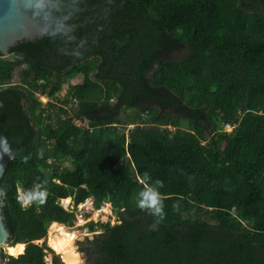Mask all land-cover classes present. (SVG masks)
<instances>
[{"label": "trees", "instance_id": "trees-1", "mask_svg": "<svg viewBox=\"0 0 264 264\" xmlns=\"http://www.w3.org/2000/svg\"><path fill=\"white\" fill-rule=\"evenodd\" d=\"M80 9L91 13L0 52L3 210L10 244L25 243L18 256L3 254L5 264H65L48 230L75 224L67 197L75 206L110 202L119 219L86 223L101 230L80 248L90 264H264V0H51L46 13ZM103 16L121 44L111 52L93 34ZM150 19L173 50L188 46L151 74L162 49L130 45L133 25ZM38 94L59 104L44 115ZM73 101L92 131L63 117ZM147 187L164 205L155 229L157 218L137 205ZM20 189L44 192V203L22 205Z\"/></svg>", "mask_w": 264, "mask_h": 264}, {"label": "water", "instance_id": "water-1", "mask_svg": "<svg viewBox=\"0 0 264 264\" xmlns=\"http://www.w3.org/2000/svg\"><path fill=\"white\" fill-rule=\"evenodd\" d=\"M50 1L0 0V52L4 57L10 56L11 48L19 42L43 37L49 32L52 22H66L83 11L91 13L89 9H80L65 18L53 17L46 13ZM7 158L6 143L0 133V264H5L4 253L13 255L9 253L11 232L4 215L5 191L1 185Z\"/></svg>", "mask_w": 264, "mask_h": 264}, {"label": "rangeland", "instance_id": "rangeland-1", "mask_svg": "<svg viewBox=\"0 0 264 264\" xmlns=\"http://www.w3.org/2000/svg\"><path fill=\"white\" fill-rule=\"evenodd\" d=\"M187 50H188V46H186L185 48H183L180 51H176V50L173 51V48H170L166 52L163 53V56H161L160 60H167V59L179 60L185 55ZM18 72H19V70L16 71L15 81L18 80ZM82 79L83 78L81 76H77L73 80H71L70 82H66L64 84L62 93L66 94L68 87L71 83L82 82ZM69 107H71V106H69ZM234 124H236V123H234ZM225 129L228 130L227 132L231 133V132H233V130L235 128H233V125H231ZM66 164H68V163L66 162ZM19 193L20 194L22 193L21 189L19 190ZM61 203L66 208L74 210L76 213L77 218H76L75 224L73 226H66V225L65 226L72 231L78 232V236L75 239V247L78 250V252L81 254L82 264H90V260L88 258L87 253L84 251H81L80 248L82 246L86 245L87 240L94 238L95 234L101 232V230L89 231L88 227L86 226V223L88 221H91V220H93L95 222H97V221L110 222L111 224L118 223L119 219H118L116 213L113 211L112 204L104 203L100 208H96L94 206V200L92 197L88 198L86 201L78 204L77 206H75L73 204V202L71 201V198H70V201L67 203L62 199ZM105 208H108L107 211L104 210ZM98 211H100V212H99V214L96 215V212H98ZM61 224H63V223H61ZM49 230H50V226H49ZM49 230H48V244H49V239H50V233H49L50 231ZM54 251L57 252L55 249H54ZM51 259H52V255L49 254L47 256V260L50 261Z\"/></svg>", "mask_w": 264, "mask_h": 264}, {"label": "flooded vegetation", "instance_id": "flooded-vegetation-1", "mask_svg": "<svg viewBox=\"0 0 264 264\" xmlns=\"http://www.w3.org/2000/svg\"><path fill=\"white\" fill-rule=\"evenodd\" d=\"M101 21H103V29L104 30H97L93 34L97 33L100 36V39L98 40V45L100 49L111 52L113 51L114 47L116 48L120 47L121 44L116 43V40H114V32H112L113 28L110 27V23L107 22L106 17L103 16L101 18ZM152 22L148 23H141V21H137L136 24L133 25L134 35L130 42L133 47L132 49H143L144 46L146 47L147 43L144 40H141V38L148 33H154L155 38L154 42L160 45L161 49L163 46V49L174 47V43H170V41L167 40V34L166 31L164 32L159 28V26H156L153 20L150 19ZM120 26V25H119ZM126 46V44H125ZM174 49V48H173ZM176 51H180L175 49ZM174 51V50H173ZM63 259V258H62ZM64 261V260H63ZM65 262V261H64ZM66 263V262H65ZM67 264V263H66Z\"/></svg>", "mask_w": 264, "mask_h": 264}, {"label": "bare ground", "instance_id": "bare-ground-1", "mask_svg": "<svg viewBox=\"0 0 264 264\" xmlns=\"http://www.w3.org/2000/svg\"><path fill=\"white\" fill-rule=\"evenodd\" d=\"M66 203L70 201V197L63 199ZM108 208L104 210L107 211ZM100 211L96 212V215ZM50 239L49 244L62 255L63 260L67 264H82L81 254L75 247V239L78 232L68 229L64 224L53 222L50 225ZM25 249V243H17L9 246V253L18 255Z\"/></svg>", "mask_w": 264, "mask_h": 264}, {"label": "clouds", "instance_id": "clouds-1", "mask_svg": "<svg viewBox=\"0 0 264 264\" xmlns=\"http://www.w3.org/2000/svg\"><path fill=\"white\" fill-rule=\"evenodd\" d=\"M148 178L149 177L146 174L144 177V182ZM155 184L157 186H162V182L160 180H156ZM138 195L139 197H143L142 199H138V207H140L141 209L148 208L150 213L157 218L155 222L149 226L151 229H155L157 224L164 218V205L161 193L159 191L154 190L152 187H147L145 190L140 191ZM44 196V192H29L25 190L18 196V199L20 200L22 205L26 206L30 204L33 200L37 199L40 203H44ZM173 207H177V205L174 204Z\"/></svg>", "mask_w": 264, "mask_h": 264}, {"label": "crops", "instance_id": "crops-1", "mask_svg": "<svg viewBox=\"0 0 264 264\" xmlns=\"http://www.w3.org/2000/svg\"><path fill=\"white\" fill-rule=\"evenodd\" d=\"M148 35H150L148 39H146V37H144V36L141 38V40H144V41L147 43L146 47L148 46L149 48H152L153 46H155L157 49H160V50H161V47H160L159 44H157L156 42L153 44V42H152V41H154V38H155L154 33H148ZM130 45H131V44H130ZM146 47L144 46V48H146ZM171 48H173V47H171ZM168 49H169V48H167V49L165 50V49H163V46H162V51H163V53L166 52ZM163 53H162V54L159 56V58H158L157 60H155V62L153 63L152 70L149 71V74H151L152 71H154V70L158 67V65H159V63H160V58H161V56H163ZM79 76H81V75H79ZM81 77H82V76H81ZM82 78H83V77H82ZM72 80H73V79H72ZM67 82H70V81H67ZM82 82H83V79H82ZM82 82L71 83V84H79V83H82ZM65 83H66V82H65ZM65 83H64V84H65ZM64 84H63V87H64ZM71 84H70V85H71ZM70 85H69V87H70ZM63 87H62V90H63ZM69 87H68V90H67V93H66V94H65V93H62V90H61V92L58 93L57 96H58L59 98H64L65 96H68ZM40 95H41V96H43V95L48 96V98H49V101H48L49 107H50V102H55L56 104H59V102H58L57 100H55V98L50 97V96L47 95V94H39L38 97H39V100L41 101L42 104H43V101L41 100ZM114 101H115V99H112V102H114ZM74 105H75V106H74ZM69 106H71V107H69ZM76 106H77V104H76L74 101L71 102V103H69V104H62V107H63L64 109L68 110V112H69L68 115L63 114V117H67V116L70 117V116H72L73 119H75V118L82 119V120H84V121L86 122V123H85V126H77L75 123H74V125H76L77 127L88 128V129H90V130L92 131V130H93V127L90 125V120H89L87 117H75V116L73 115V112H74V109L76 108ZM54 114H56V111H55ZM144 115H145V114H144ZM145 116H146V115H145ZM54 117H55V115H54ZM72 122H73V120H72ZM134 125H135V124H129L127 129L129 130V129L133 128ZM165 127L169 128L170 130H175V129H176V127L173 126L172 124L166 125ZM70 198H71V197H70ZM71 201H72V199H71ZM106 203H110V202H106ZM110 204H111V203H110ZM67 209H68V208H67Z\"/></svg>", "mask_w": 264, "mask_h": 264}, {"label": "built area", "instance_id": "built-area-1", "mask_svg": "<svg viewBox=\"0 0 264 264\" xmlns=\"http://www.w3.org/2000/svg\"><path fill=\"white\" fill-rule=\"evenodd\" d=\"M40 98L43 101L42 108L45 109L44 110L45 111L44 115H45V114L48 113L49 110H52V108L49 107V104H48L49 98H48V96H46V95L41 96L40 95ZM73 123H75L77 126H85L86 122L84 120H82V119L75 118V119H73ZM231 125H233V128H235V126H236V124H234V123H227V124L224 125V130H226L225 128H228ZM226 131H228V130H226Z\"/></svg>", "mask_w": 264, "mask_h": 264}]
</instances>
